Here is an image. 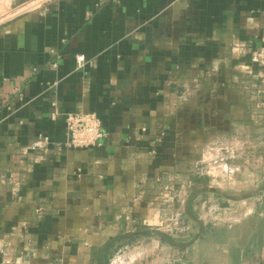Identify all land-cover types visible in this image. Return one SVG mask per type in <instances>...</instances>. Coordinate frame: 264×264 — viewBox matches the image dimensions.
<instances>
[{
	"label": "crops",
	"instance_id": "crops-1",
	"mask_svg": "<svg viewBox=\"0 0 264 264\" xmlns=\"http://www.w3.org/2000/svg\"><path fill=\"white\" fill-rule=\"evenodd\" d=\"M262 158L264 0H0V264H264Z\"/></svg>",
	"mask_w": 264,
	"mask_h": 264
},
{
	"label": "built area",
	"instance_id": "built-area-1",
	"mask_svg": "<svg viewBox=\"0 0 264 264\" xmlns=\"http://www.w3.org/2000/svg\"><path fill=\"white\" fill-rule=\"evenodd\" d=\"M78 61L80 64L86 62L84 56H79ZM66 123L71 137V145L74 147L95 146L104 136L102 121L95 113H71L67 116Z\"/></svg>",
	"mask_w": 264,
	"mask_h": 264
},
{
	"label": "rangeland",
	"instance_id": "rangeland-1",
	"mask_svg": "<svg viewBox=\"0 0 264 264\" xmlns=\"http://www.w3.org/2000/svg\"><path fill=\"white\" fill-rule=\"evenodd\" d=\"M263 160H264V158H262V162H263ZM262 165H264V164H262Z\"/></svg>",
	"mask_w": 264,
	"mask_h": 264
}]
</instances>
